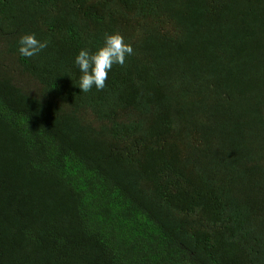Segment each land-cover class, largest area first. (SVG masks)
I'll list each match as a JSON object with an SVG mask.
<instances>
[{
  "label": "trees",
  "instance_id": "obj_1",
  "mask_svg": "<svg viewBox=\"0 0 264 264\" xmlns=\"http://www.w3.org/2000/svg\"><path fill=\"white\" fill-rule=\"evenodd\" d=\"M0 264H264V0H0Z\"/></svg>",
  "mask_w": 264,
  "mask_h": 264
},
{
  "label": "clouds",
  "instance_id": "obj_2",
  "mask_svg": "<svg viewBox=\"0 0 264 264\" xmlns=\"http://www.w3.org/2000/svg\"><path fill=\"white\" fill-rule=\"evenodd\" d=\"M47 47L48 41H40L34 34H26L18 41L17 51L20 56L31 58ZM132 54L131 44L126 43L119 33L105 34L103 45L95 51L87 48L79 50L74 58V64L81 73L78 79L80 92L88 93L93 87L97 91L104 89L113 65L123 66L126 58Z\"/></svg>",
  "mask_w": 264,
  "mask_h": 264
}]
</instances>
